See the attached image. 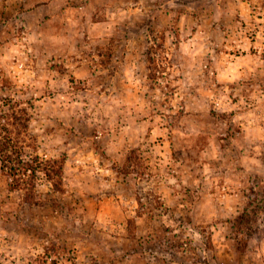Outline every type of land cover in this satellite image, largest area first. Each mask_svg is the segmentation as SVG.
Here are the masks:
<instances>
[{
	"label": "rangeland",
	"instance_id": "obj_1",
	"mask_svg": "<svg viewBox=\"0 0 264 264\" xmlns=\"http://www.w3.org/2000/svg\"><path fill=\"white\" fill-rule=\"evenodd\" d=\"M236 2L173 0L170 44L164 35L155 46V36L133 35L142 60L154 61L157 49L170 48L167 67L147 74L149 91L151 81L167 72L175 83L160 91L181 96L175 105L168 104L167 112L156 111L137 133L142 138L110 142L101 155L86 135L63 140L51 126L44 133L29 132L33 118L28 115L22 157L41 162L30 177L33 186H12V177L0 169V210H9L0 212V229L14 233L4 238L10 246L16 242L29 248L18 256L21 264H245L250 251L264 247V140L248 138L255 114L233 107L231 93L210 88L203 91L212 97L211 106L193 102L189 83L201 78V70L206 75L215 57L217 76L251 81L254 89L264 91L259 63L254 73L241 74L245 61L248 66L264 61V22L244 19L241 9L232 10ZM96 13L91 0H0V30L15 29L21 38L27 33L43 61L41 70L54 73L60 65L56 54L48 53L63 48V37L77 21L92 16L94 47L105 45L109 22L96 19ZM153 30L147 29L149 34ZM173 68L179 69L175 75ZM138 73L132 71L130 79ZM71 79L80 80L83 87L77 92L87 103V69ZM102 95L116 122L121 109L133 116L141 108L151 110L148 91L118 86ZM29 106L35 108V100ZM20 126L16 122L14 131L23 136ZM133 126L143 128L142 120ZM5 260L0 252V264ZM8 264H17V258Z\"/></svg>",
	"mask_w": 264,
	"mask_h": 264
},
{
	"label": "clouds",
	"instance_id": "obj_2",
	"mask_svg": "<svg viewBox=\"0 0 264 264\" xmlns=\"http://www.w3.org/2000/svg\"><path fill=\"white\" fill-rule=\"evenodd\" d=\"M261 4H264V0L244 2L237 0L232 5V10L241 9V15L246 20L258 17V22H264V7ZM91 5L97 10L96 19L106 18L109 22L105 45L94 47L96 41L92 16L77 21L78 26L63 37V48L53 49L48 53V56L55 53L57 63L60 65V70L54 73L41 70L43 61L36 54L27 33L21 38L15 29L0 30V111L15 112L22 117L31 114L33 121L29 132L37 130L44 133L45 126H51L53 133L63 140L72 141L73 137L86 135L92 149L103 155L110 142L121 144L142 138L138 137L137 133L148 127L156 111L167 112L168 104L175 105L176 101L181 99L179 92L173 98L168 89H164L163 93L160 91L166 83H175L171 81L167 72L161 79L151 81L154 84L153 89L149 91L147 88L149 83L146 79L147 74L162 71L161 66L167 67L171 61L170 48L166 45L162 49H157L154 61L142 60L136 40L132 38L137 33L141 34V38L147 35L149 40L155 36L156 40L153 41L155 46L161 42V35H164L170 44L173 39L171 35L173 26L170 21L175 12L171 10L173 0H91ZM252 9H255V13L250 17L249 12ZM117 25L120 27L116 28ZM149 27L154 29L151 34L147 31ZM261 31L264 32V27ZM35 35L41 38L43 36L39 32ZM52 62L49 60V63ZM257 63L260 65L259 70L264 73V61L254 60L251 66L245 61L241 74L247 77L248 74L254 73ZM216 67L213 57L208 62L206 75L201 70L200 79L194 82L189 80V83L193 84L192 101L211 106L212 97L203 91L204 88H210L217 93L223 91L226 96L231 93V98L235 100L233 107L255 114L254 121L248 125V138L264 140V91L254 89L251 81L217 76ZM81 68L87 69L89 77L87 103L84 102V96L77 92V89L83 87L80 80L71 79ZM135 69H140V73L136 78L130 79V73ZM170 71L175 75L179 69L173 68ZM53 76L55 79H52ZM118 86L133 92L148 91L151 96L149 102L151 110L141 108L136 110L133 116L132 111L121 109L122 118L116 122L109 115L111 106L104 103L107 97H104L102 92L114 90ZM92 93L96 95L93 97ZM38 96H42L43 99L37 100ZM29 100H35V108L29 106ZM161 104L164 105L163 108ZM171 111H176V108L173 107ZM81 119L83 124L78 123ZM137 119L142 120L143 128L133 126ZM40 139L46 140V135H42ZM8 211L7 208L0 210ZM10 235L14 236V233L3 232L0 229V252H4L8 260L16 257L17 264H21L18 256L22 250L28 252L29 248L16 242L10 246L4 239ZM8 260H5V264H8ZM245 264H264V247L250 251Z\"/></svg>",
	"mask_w": 264,
	"mask_h": 264
},
{
	"label": "trees",
	"instance_id": "obj_3",
	"mask_svg": "<svg viewBox=\"0 0 264 264\" xmlns=\"http://www.w3.org/2000/svg\"><path fill=\"white\" fill-rule=\"evenodd\" d=\"M18 118L20 121L17 120ZM18 118L15 112H0V169L3 174L12 177V186L24 182L32 187L30 177H34L37 170L41 169V162L36 158L35 161L32 159L34 161L32 164L31 160L22 157L29 117ZM16 122L20 123L22 134L25 135L20 136L19 131H14Z\"/></svg>",
	"mask_w": 264,
	"mask_h": 264
}]
</instances>
